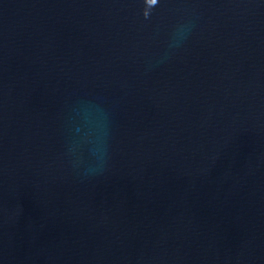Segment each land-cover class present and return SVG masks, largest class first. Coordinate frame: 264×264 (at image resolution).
<instances>
[{"label": "water", "instance_id": "95a60500", "mask_svg": "<svg viewBox=\"0 0 264 264\" xmlns=\"http://www.w3.org/2000/svg\"><path fill=\"white\" fill-rule=\"evenodd\" d=\"M0 264H264V0H0Z\"/></svg>", "mask_w": 264, "mask_h": 264}]
</instances>
